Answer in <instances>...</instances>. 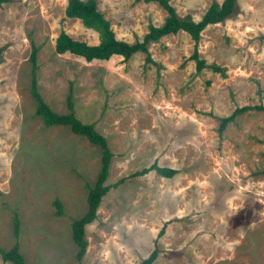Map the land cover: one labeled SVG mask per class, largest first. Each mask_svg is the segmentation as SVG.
I'll return each mask as SVG.
<instances>
[{
	"label": "rangeland",
	"instance_id": "rangeland-1",
	"mask_svg": "<svg viewBox=\"0 0 264 264\" xmlns=\"http://www.w3.org/2000/svg\"><path fill=\"white\" fill-rule=\"evenodd\" d=\"M85 1V0H83ZM212 1L169 0L195 22ZM67 0H8L0 7V249L15 243L25 264H76L72 220L87 209V189L100 169L99 147L69 127H44L30 95L32 45L37 89L49 107L93 124L112 152L82 264H138L154 249L153 264H264V0H237V14L201 35L197 72L187 60L184 32L160 38L124 61L85 62L55 52L61 31L89 45L98 34L64 16ZM117 40L133 44L166 12L156 3L96 0ZM176 170L172 178L152 163ZM62 204L55 216L53 201ZM165 225V226H164ZM163 229L161 235L160 231ZM0 264L3 263L0 258Z\"/></svg>",
	"mask_w": 264,
	"mask_h": 264
},
{
	"label": "trees",
	"instance_id": "trees-1",
	"mask_svg": "<svg viewBox=\"0 0 264 264\" xmlns=\"http://www.w3.org/2000/svg\"><path fill=\"white\" fill-rule=\"evenodd\" d=\"M8 0H0V7ZM135 3L154 2L158 4L167 14L161 26L148 27L147 33L140 41H135L133 44L117 40L110 26V23L97 10L96 0H67L64 16L68 19H77L82 25L98 34V43L89 45L86 42L72 39L65 32L61 31L55 39V52L57 54L69 53L82 58L85 62L92 61H107L112 56H119L124 61H127L136 53H144L145 61L151 62L148 53V45L151 42H156L162 37L176 35L179 32H184L193 42L192 52L187 60L195 63V70L200 72L207 67L205 61L199 56L198 45L202 31L209 25L222 24L226 20L234 17L237 14V0H222L221 3L212 1L204 14L198 21H194L190 16L179 17L170 4L169 0H134ZM36 55L37 49L32 45L29 61L31 64L30 78V95L36 102L35 115L40 117L44 127L55 125L67 126L72 133L86 138L91 144L99 147L100 154V169L96 176V180L92 186L85 185L87 189V209L85 214L78 219L72 220L70 224L71 238L77 247L75 253L76 264H82L83 257L86 253L88 242L85 234V227L95 221L97 210L100 206L102 198L111 188H115L123 181L120 179L113 185H105L112 152L108 147L106 138L96 131L94 125L84 124L78 120L74 114V105L72 101V89L68 90L66 97V114H58L54 112L47 103L44 102L37 89L36 80ZM256 110L264 112L263 105L243 106L235 108L234 111L226 117L219 119V133L221 134L226 126L232 122L237 116L244 114L247 111ZM156 172L163 178H172L176 174V170L168 167H159L155 162L148 167L134 172L131 176H143L149 172ZM56 208L55 216H63L62 204L58 199L53 201ZM165 226V225H164ZM163 229L160 231L161 235ZM12 234L15 243L9 250L0 249V258L3 263L25 264L24 258L19 251L17 242L20 235V221L17 213L13 214L12 218ZM158 251L154 249L146 258L142 259L138 264H153L157 259Z\"/></svg>",
	"mask_w": 264,
	"mask_h": 264
}]
</instances>
